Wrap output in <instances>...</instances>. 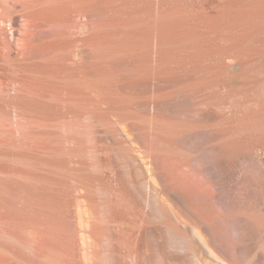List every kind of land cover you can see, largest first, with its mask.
<instances>
[{
  "label": "bare ground",
  "instance_id": "6f19581e",
  "mask_svg": "<svg viewBox=\"0 0 264 264\" xmlns=\"http://www.w3.org/2000/svg\"><path fill=\"white\" fill-rule=\"evenodd\" d=\"M105 1L0 0V109L1 107L5 109L8 106V109L12 108L11 110L13 108L24 110L23 106L28 105L26 103L29 102L27 98L32 95L33 97L37 96L36 99L38 98L39 103L41 102L44 107L42 109V105L38 101H36L38 104L35 102L33 104L32 102L35 99L30 97L31 101L29 103H32L33 108L36 107L34 105H38L42 109L40 112L41 119L39 120L40 126H38L39 124L36 125L38 126L36 128L40 129H38V136L35 135L36 132L32 134L36 136V138L34 137L36 140L39 138V141L37 144V141L31 136V140L33 139L35 141H32L36 142V150L33 146L35 144H31L32 147L28 143V147H32L31 149L25 145L24 141L23 146L36 152L33 154L31 151V154L33 156L36 154L34 158L37 156L34 159L35 161L38 159L36 162L39 166L37 167L36 162L32 160L33 158H30L32 156L30 152L27 151V153L20 146L22 145L20 138H24L22 134L25 135L24 129L28 126L29 121L24 122L23 125H19L20 121L17 124L21 128L23 127L24 130L20 134L21 137L18 138L20 139L19 147H22L20 149L24 151H18L20 149L16 148L18 147L16 142L15 150H18L14 153V148L12 150L10 148L12 146L8 147V144L15 146L11 143L13 137L20 136L21 128H18L20 130L17 131L18 134L14 128L13 131H5L7 127L12 129L10 127L14 123H11V125L7 123L6 119L8 117L6 114V117L3 118L8 125L5 124L6 127L4 126V129L0 130L2 131V134H0L6 133L5 137H11L9 136L11 134L12 139L8 137L5 139L12 140V142H5L6 140H2L4 137L0 138V145L5 142L4 145L7 146L6 148L0 146L3 147L0 148V159L2 158L0 166L5 169L6 167L2 165L6 161V163L9 162V166H6L9 169L11 168V170L6 168L7 172L0 168V183L1 186L5 184L3 185L4 188L0 186V264H264V107L260 108L258 105L259 108L256 109L257 106L254 104V109H250L251 104L248 107L247 104L245 107L240 106L239 103L242 102L238 101L237 104H234L235 101L232 103L233 96H228L230 95L228 93L227 97L225 92L220 94L225 93L227 99L232 100H227L226 97L223 99L224 96H219L218 93L216 96L220 100L216 99L217 103L222 99L225 101L218 104L213 102V105L211 103L213 98H210V101L209 95H204L208 97L207 99L201 94L200 96L197 95L196 90H190L194 93L189 92L188 89V91H185L186 86L182 90L184 84H182L181 89H174V86L181 79L179 77L178 83L175 82L177 80L175 77L179 75L173 76L172 83L175 82L176 85L173 84L174 86L172 85L171 88L174 87L175 91L171 94V88H169L167 92L171 97L167 93L164 95L169 97L165 99V96L162 95L163 97H161L162 88L165 87L166 90L168 88L167 85L164 86V83L161 82L167 81L168 84L170 78L166 77V73L168 76V74H172V70H170V73L166 71L162 74L164 69L167 68L161 67V69L163 68L162 73L158 74L161 76L157 75L160 82H153L156 87L153 86L158 87V89L161 85L164 86L160 87L162 90L158 91L156 89L158 93L155 91V94H159L162 99L165 97V100H161V98H158L159 96L157 98L154 96V99L149 100V104L146 102H144L145 105L137 103L139 107L140 105L146 106V108L149 107V112L147 111L149 113L148 122L144 126L140 125L139 117L136 116V120L134 119L136 113H134L133 103H136V100H133V102L129 99L130 97L140 99L139 94H134L140 86L137 84V89L133 87V85L135 86L134 81L140 83L138 77H134V73L137 75L138 70L143 72V68L138 67L139 63L136 66L138 69L134 67V72L132 69L136 61L133 60V62L132 58L137 57L138 60H136L139 61L140 59L141 62L144 57L142 59L143 64L140 66L146 65L144 67L146 71L151 64L153 66L161 62L159 61L160 63L157 64L150 62L153 59L150 56L154 57L151 54L155 53V50H152L153 48H149L152 50L149 56L147 55L149 51L148 53L144 51L146 56L151 59L145 61V55L139 56L141 54H139V50H136L137 48L141 49L140 44L139 46L135 44L134 48L136 49H134L133 41L124 39L125 37H135L134 34L138 30L136 27L134 29L136 31L133 32L132 30L133 35L131 36L126 35L124 37L122 35L120 37L119 35L128 28L117 31L120 32L119 34L116 32L119 35L118 38L124 37V45L116 44V42L122 43L119 41L121 39L116 40L114 37L110 40L108 36L111 35L112 31L109 32L108 29L107 31L103 29V27L105 28L103 24L109 19L103 20L104 23L100 20L107 7H105V3H107ZM109 1L108 3L111 2ZM113 1L111 3L114 4ZM125 3L123 5L125 4L128 8L129 5H127V2ZM135 4H138V2ZM123 5L119 6L123 7ZM119 6L118 8H121L122 13V7ZM110 7L114 8L113 6ZM141 8L140 10H142ZM123 9H125V6ZM128 9H131V7ZM167 9L169 10V8ZM113 12L112 14H117L120 11ZM181 16L185 17V15ZM166 17L162 18L161 16V19L165 20ZM92 18L93 21L94 18H97V21L100 20L94 23H99L97 27L96 25L90 27L96 28L95 31H91L93 29L89 31L90 24H93L91 23L93 22ZM169 19L161 21L169 24L171 19L177 21L178 18L174 19L173 17L170 21ZM123 21L125 23L130 22H126V19ZM76 22L79 23L77 28L73 27ZM54 23L59 26V29L57 27L53 29ZM111 23H109L110 26ZM164 23L162 24L164 25ZM109 24L107 25L109 26ZM155 24H158V22ZM171 24L172 29L176 28V22L174 28L173 22ZM187 24L186 21V26H188ZM180 25L182 26L183 23ZM180 25L177 27L180 28ZM148 26L147 29L150 28ZM165 26L170 29V25L165 24ZM115 27L117 28L116 25ZM73 28L78 29L79 36L75 33L76 29L74 31ZM144 28L146 29V27ZM119 29L122 28L119 26ZM150 29L152 30L154 27ZM183 29L185 28H180L179 31L176 28L173 33H182ZM158 31L159 34L160 31ZM170 31L172 32L171 29ZM185 31L183 32L185 33ZM106 32L110 34H106L105 37ZM145 32L143 29L141 35H145L144 37L150 39L155 31L152 32V37H148L147 32L143 34ZM74 33L77 34L75 35L76 38ZM136 33L137 36L138 32ZM163 34L165 35V33ZM112 35H115L114 32ZM153 35L155 36V33ZM176 36H178V33ZM179 36L181 37V34ZM180 37L178 38L181 39ZM159 38L158 43H160ZM152 39L154 40V38ZM171 40L170 42H172ZM167 41L164 38V45L163 41L160 45L156 44L158 49H161V47L159 48L161 45H167ZM176 41L173 40V42ZM127 42H129V45L132 43L131 48H129V45H125ZM142 42L141 44L146 45L144 43L146 41ZM179 42L181 43V41ZM179 42L173 43V45L170 43L172 48L169 47V49L172 50L174 44L178 45ZM163 46L164 50H161L165 52L168 45ZM147 47L148 45L144 48L147 49ZM176 47L179 48V46ZM124 48H127V54L129 48V54H132V56L122 55V52L126 53V50H122ZM131 49L139 53L134 55ZM141 50H143V47ZM161 50L158 51L161 52ZM113 51L121 53H117L118 56H116L113 55ZM181 52L180 55L183 54V51ZM168 53L167 55L171 54ZM176 53L179 52L174 54L176 55ZM162 54L164 53L158 55L164 58ZM174 54H171V56ZM158 55H155L156 58H159ZM111 56L113 59H110ZM117 57L119 58L116 59ZM123 57L127 61L125 62L127 64L124 63L125 60L122 61L126 65L125 68L129 66L130 61L131 64L133 62L132 66L128 67L129 77H131L132 71L134 72L131 78V80L135 79L132 80L133 85L129 78H125L128 76H125V79H122V76H124L122 74L117 76L118 73L116 72H120L121 69H124L122 70L124 73L128 72L126 71L128 68L122 67L124 64L121 63L120 59L122 60ZM167 57V59H173V57ZM127 58H131L130 61ZM180 60H182L181 57ZM146 62L147 64H144ZM152 62H154V59ZM109 63H113L117 67H119L118 64H121L118 71L115 69L116 66L113 65L115 75H113V66L111 69ZM148 63L150 65L147 68ZM197 63H199V60ZM161 65L164 66L165 64L162 62ZM106 67L110 68L109 71H113V74L111 72L109 74ZM158 67L160 66L158 65ZM194 67L196 68L197 65L193 66L192 69ZM200 67L202 65L197 68ZM172 68H175V66ZM176 68L178 69V67ZM187 68L189 69V67ZM75 69H82L80 74L83 73L85 76L80 77L83 75L81 74L79 79L85 78L87 82L91 81L93 85L89 82V85H91L89 86L84 79L85 83L83 82V84L85 87L89 86L88 88L81 85V80L80 83L75 80L80 85L77 86V83L73 85V80L77 77L74 72ZM152 70L151 68L148 71L151 72ZM148 71L144 74L149 73ZM192 71L194 72V70ZM199 71L200 69L197 71L198 74ZM181 72L185 73L183 70ZM139 75H142V73ZM150 76L151 74L146 78L148 79ZM157 76L154 75L155 78L153 77V79H156ZM184 76L186 77V75ZM196 77L192 78L198 79V75ZM142 78L139 79L143 80ZM146 78L144 77L145 80ZM187 78L189 77L185 79ZM192 78L190 80H193ZM59 79L67 81H63V83L61 80L62 84H60ZM150 81L152 82V80ZM188 81L186 80V82ZM66 82L69 84L68 87L64 85L67 84ZM189 82L190 85L188 83L186 85L192 88L193 84L191 85V81ZM160 83L161 85L157 86ZM169 83L171 84V81ZM199 83L201 84V82ZM60 85H64L65 90L67 88L64 93L66 96L63 94L65 96H63V105H57L60 101H56L58 103L54 104L56 102L52 100L54 98L56 100V94L59 92L56 89L58 87L59 90ZM64 86L60 88L63 89ZM35 88H38V90ZM34 89L35 91L32 92L31 90ZM196 89L199 90L198 87ZM43 90H46L47 93L52 91L51 93L54 96L56 95L55 97L52 96V99L49 98V101H52L51 105H49V101H46L48 98L47 96L44 97L46 91ZM53 90L57 93H53ZM30 91L31 93H29ZM36 91L39 92L38 95L41 97L45 94L43 97L47 99L40 98L38 95L34 96ZM42 92L44 93L40 95ZM59 93H62V91ZM47 95L50 97L49 93ZM135 95L137 96L134 97ZM234 96L236 97V95ZM58 97L61 98V95L59 94ZM41 99L46 102L41 101ZM138 99L137 102H141ZM57 100L61 99L57 98ZM44 103L49 106L45 107ZM3 104L4 107L1 106ZM135 106L137 105L135 104ZM24 107L29 108L28 106ZM139 107H136L135 110H139ZM29 109L31 110L32 107ZM35 109H32L34 113H36ZM30 110L27 111L31 113ZM12 112L14 113V111ZM19 112L15 110L18 115ZM23 113L24 111L20 113V117ZM37 113L36 115H38ZM0 115L2 114L0 113ZM36 115L34 116L36 117ZM10 119H12L11 116ZM69 121H71V125L73 122L77 123L75 127L77 130L75 132V129L72 130L74 132L72 136L70 135L71 128L70 131L67 130V127L71 126L68 123ZM32 122L36 124V121ZM64 122L67 127L62 124ZM62 125L66 128L65 132H70L66 133L69 134L66 140H64L66 136L61 133L59 138L60 134L58 132L64 131ZM12 132L16 135L14 136ZM28 133L25 135L26 142L28 138L30 141L29 134L31 133ZM62 138L63 142H61ZM14 141L16 140L14 139ZM63 144H67V147L65 146V148ZM20 152L21 154H19ZM25 153L30 155L28 159L25 158ZM22 154H25V157L21 156ZM21 158L26 159H23L22 162L29 160L28 163L31 162L29 166L35 165L36 168L31 166V168L33 167L32 170L39 171L37 173L38 187L32 183V181L37 182L34 178L36 175L32 170L30 171V168V172H28L27 162L26 165L24 163L25 166L22 164L23 169H21ZM19 160L20 166L17 162ZM17 163L20 170L16 168ZM26 166L25 172L22 171ZM23 172L24 174L28 172L25 179L28 174H34L32 181H30L31 176H29L30 178L27 177L30 183L26 182L27 179H22L26 184L20 182L21 179L18 180L20 175L23 178ZM19 183L24 184L26 187L29 184L32 187L31 189L28 185L31 192L29 191V193L27 191L28 187L25 188L24 185L17 186ZM35 186L37 187V189H34L36 191L33 190V188H36ZM18 187L20 190L22 189L20 194L16 193V190H19ZM13 189L16 191L14 193L21 198H19L21 204L12 202L16 198H11ZM26 191L28 192L26 194H29L27 197L23 193ZM22 194H24V197H22ZM13 196L16 195L13 194ZM14 201L16 202L17 199Z\"/></svg>",
  "mask_w": 264,
  "mask_h": 264
},
{
  "label": "rangeland",
  "instance_id": "374dc122",
  "mask_svg": "<svg viewBox=\"0 0 264 264\" xmlns=\"http://www.w3.org/2000/svg\"><path fill=\"white\" fill-rule=\"evenodd\" d=\"M108 1L109 0H106L105 2H107L108 3ZM111 2L113 1V0H110ZM109 1V2H110ZM118 1V2H117ZM122 1V2H121ZM124 1V2H123ZM134 2V3H132V2ZM108 3V5H106L107 3H105V7H106V9H105V13H104V15H103V17H102V19L100 18V20H102V23H104V21L103 20H107V19H109V20H111L110 22H112L111 23V26H110V22H109V20H107V21H105V23L103 24V26L105 25V28L103 27V29H106V31H107V29H108V31L109 32H111L112 31V33H111V35H109L110 33H108V32H106L105 33V37L107 36V35H109L108 37H110V40L112 39V38H114L115 37V39L116 40H119V39H121V40H119V41H121L122 43H117L116 42V44H123V40L125 39L126 41H130V39H131V42L132 43H134V45H133V48H134V46H135V44H137L138 46H139V44H140V48L142 49V47H143V50H141V49H139V48H134V49H136V50H139V52H137L136 50H133V49H131L133 52H134V55H136L137 53H139V54H141V55H139V56H144L145 55V58L146 59H144L145 61H150L151 59L148 57L149 56V54H150V52L152 51V50H155V53H152L151 55H154V57L153 56H150L151 58H153L154 59V62H152L153 61V59H152V61H150L151 63H153V64H157V63H164L165 65L164 66H162L161 65V63L160 64H157V65H153L152 66V64H151V66L149 67V65H150V63H148V66H147V68L149 67L150 69L152 68L153 70L150 72V71H148V70H150L149 68L147 69V71L149 72V73H147L148 75H150L151 74V76L147 79L146 77H148V75L147 74H144V73H146L147 71L146 70H144L145 68L144 67H146V65L145 66H140L141 64H143V62H142V59L144 58H142L141 59V62H140V59H139V61H137L138 59H137V57L135 58L134 57V59L132 58V61L134 60V61H136V62H134V64H133V62H132V64L134 65L133 66V71L135 72V70H134V67H136L139 63V65H138V67H141V68H143V72L141 71L140 72V70H138L139 71V73L137 72V75L132 71V75H133V73H134V77H138L137 79L140 81V83H138V81H137V83H136V81H134L135 79L133 78L132 80L135 82H133L132 80H131V78H132V75H130L131 77H129L128 75L130 74L129 73V68L128 67H131L132 66V64H131V61L129 60V59H131V58H127L130 62L128 63V67H126V68H128V69H126L124 66H126L125 64H127V63H125V62H127L125 59V57H123L122 58V60L120 59V61H121V63L122 64H124V65H122V67L123 68H125L126 69V71H128V72H123L122 70H124V69H119L120 68V66H121V64H118L119 63V60H118V65H119V67H117L116 65H114L113 63H114V60H113V63H109V64H111V69H112V66L114 65V66H116L115 67V69H116V71H118V69L120 70V72L122 71V73H120L119 71L118 72H116V73H118V75L117 76H119V75H124V76H122V79H125V78H129V80L130 81H132V85H133V83L135 84V86L133 85V87H134V89H137V84L138 85H140V86H138V90H136L135 91V93L134 94H139L138 95V97H140V99H138L136 96L137 95H135L134 97H136V99H132L131 97H130V99H129V101H133V100H136V103L134 102L133 103V106L135 107V109H136V107H139L138 106V104L137 103H141V104H143V105H145V103L144 102H146V103H148L149 104V100L151 101L152 99H154V96H156V98H157V96H159V94H157L158 93V91L159 90H162L163 92L165 91L166 93H163V92H161V97H163V96H165L164 94H167L168 93V95L171 97V95L169 94V92H167L168 90H169V88H171L172 87V85L174 84V85H176L175 84V82L176 83H178V79H179V77L181 78L180 79V81H179V83L177 84L178 85V87H177V85L176 86H174L173 88L174 89H181V86H182V84H184V86H182L183 87V89L182 90H184V87H185V91H188L189 90V92H191L190 90H196L197 91V87H198V89L199 90H203L204 88V90H206V92H204V90H203V92H202V90L199 92V90L196 92L195 91V93L198 95L199 94V96H200V94L201 95H209L208 97H209V100H210V98H213L212 99V104H213V102L215 103H217V101H216V99L218 100L219 98H218V96H216L218 93V95L220 96H224V98L223 99H225V97L228 95V93L230 94V95H228V96H233L232 97V99H229L230 101L232 100V103H233V101H235L234 102V104L238 101V102H244L245 104H242V103H239V105L241 106L242 105V107H245L246 106V104H247V107L248 106H250V104H251V106H250V109H254V104H255V106H257V107H255L256 109H258L259 107L261 108V107H264V0H143V1H139V0H129V2H128V0H115V1H113L114 2V4L113 3ZM117 2V3H116ZM123 5V3H125V2H127V5H129L128 6V8L129 7H131V9H128L127 7H126V3L123 5V7L122 6H119V5H121L120 3ZM138 2V4H139V6H138V4H135V3H137ZM119 3V4H118ZM129 3H132V4H129ZM110 4V5H109ZM117 6H116V5ZM145 4V5H144ZM140 5H141V7H140ZM108 6H109V8H108ZM110 6H113L114 8H112V7H110ZM118 6L119 7H122V10L124 11H122V13H121V8H118ZM124 6H125V9H123L124 8ZM134 8H133V7ZM137 6V8H135ZM139 7V8H138ZM178 7V8H177ZM108 8V9H107ZM112 8V9H111ZM118 8V9H117ZM140 8L142 9V10H140ZM163 8H166L164 11H166L165 13H163L164 11L162 10ZM167 8H169V10L167 9ZM171 8V9H170ZM111 9V10H110ZM135 9H137V10H135ZM159 9H161V10H159ZM177 9H178V11H177ZM111 11V12H109V11ZM120 11V12H118V11ZM140 10V11H139ZM158 10H159V12H158ZM180 10V11H179ZM106 11H108V12H106ZM112 11H114V12H118L117 14L116 13H114V14H112ZM131 12V13H133V14H129L128 12ZM161 11H162V13H161ZM172 11V12H171ZM176 12V14H174ZM179 12V13H178ZM111 15H110V14ZM124 13V14H123ZM159 13H160V15H159ZM183 13V14H182ZM116 14V15H115ZM119 14V15H118ZM122 16H121V15ZM162 14V15H161ZM168 14V15H167ZM185 15V17L183 18L181 15ZM110 15V16H109ZM119 17H118V16ZM175 15H177V16H175ZM112 16V17H111ZM158 16V17H157ZM161 16H162V18H165L166 16V19H169L171 16H173L174 17V19L176 18H178L177 19V21H175V20H173V19H171V18H173V17H171L170 19H171V22H173V25H174V23L176 22V28L179 30L180 28L182 29L183 27L185 28V29H183L182 30V33L180 32H176V30H175V32L176 33H173V31H174V29H176V28H174L175 27V25L173 26V28L174 29H172V24H171V22L168 24L167 22L166 23H164V22H162V21H166V19L165 20H162L161 19ZM164 16V17H163ZM168 16H170V17H168ZM180 18H179V17ZM110 17V18H109ZM113 17H114V19H113ZM98 19H99V17H97ZM96 18V19H97ZM107 18V19H106ZM112 18V19H111ZM116 18V19H115ZM129 18V19H128ZM158 18V19H157ZM95 18H94V21H93V18H92V21L93 22H91V23H93L92 25L90 24V26H89V28L91 27V26H95L96 25V27H97V24H99V23H97V24H94L97 20H96ZM117 19H119V20H117ZM126 19V22L127 21H130V22H127V23H125L123 20H125ZM155 19H157V20H155ZM170 19H169V21H170ZM187 19V20H186ZM100 20H98L97 22H99ZM113 20H115V21H113ZM159 20V21H158ZM162 20V21H161ZM180 20V22H178ZM187 21V25L188 26H186V21L185 22H182V21ZM122 21V22H121ZM152 21H154V22H152ZM78 22V21H77ZM77 22L74 24V26L73 27H76L77 28V25L79 24H77ZM79 22H80V20H79ZM108 22V23H107ZM117 22V23H116ZM123 23V24H121V23ZM152 22V23H151ZM156 22H158V24H155ZM160 22H162V23H164V25L166 24V25H170V29L172 30V32L170 31V29H169V27L168 26H165L164 27V25L162 24V23H160ZM183 23V25L181 26L180 24H182ZM116 23V24H115ZM121 25H120V24ZM128 23H130L129 25H128ZM185 23V24H184ZM107 24H109V26H110V30H109V26L107 25ZM122 28V29H119V26ZM133 24V25H132ZM149 26H148V25ZM152 24V25H151ZM154 24V25H153ZM162 24V25H161ZM56 23H54V26H53V29H54V27L56 28H58L59 26L58 25H56ZM73 25V24H72ZM115 25L117 26V28L115 27ZM123 25V26H122ZM127 25V26H126ZM132 25V26H131ZM144 25H147L148 27H150V28H152V27H154V29H150V28H148L147 29V26H144ZM158 25H160V26H158ZM181 26L180 28H178L177 26ZM134 26V27H133ZM141 26V27H140ZM163 26V27H162ZM187 28H186V27ZM135 27H136V29H138L137 31L136 30H134L135 29ZM142 27H143V29H144V31H146L147 32V34H146V32L145 33H143V34H146L148 37H152V38H154V40L152 39V38H150V39H152V40H150L149 38H147V37H144V36H142L141 35V31L143 30L142 29ZM144 27H146V29L144 28ZM157 27H158V30L161 32V31H163L162 33H160L158 30H157ZM166 27L168 28L167 30H166ZM76 28H73V30L74 29H76ZM113 28V29H112ZM125 28V30L127 31H123V29ZM139 28H141V29H139ZM156 28V29H155ZM161 28H163V29H161ZM165 28V29H164ZM59 29V28H58ZM91 29H93V28H90L89 29V31L91 30ZM95 29L96 28H94L93 30H91V31H95ZM112 29V30H111ZM115 29V30H114ZM55 30H57V29H55ZM123 31V32H121V34H119L120 32H117V31ZM128 30H130L129 32H128ZM132 30H133V32L134 31H136V32H138V35L136 36V32H135V37L133 36H131V35H133V32H132ZM149 30V31H148ZM155 32H154V31ZM159 32V34L157 33V31ZM164 30H166L165 32H164ZM177 30V31H178ZM186 30V31H185ZM75 31V30H74ZM77 31H78V29H76V31H75V33H77ZM105 31V30H104ZM169 31H170V33H169ZM180 31V30H179ZM183 31H185V33L183 32ZM113 32H114V34L115 35H112L113 34ZM116 32L120 35V37H122V35L125 37L126 35H128V36H131L130 38H128V37H123V38H118V34H116ZM126 32V33H125ZM149 32V33H148ZM151 32V33H150ZM152 32H154L155 33V36L152 34ZM74 33V37H75V35H77V34H75ZM128 33V34H127ZM163 33H165V35L163 34ZM172 33V34H171ZM177 33H178V36H176L177 35ZM107 34V35H106ZM130 34V35H129ZM140 34V35H139ZM151 34H152V36H151ZM160 36V37H162L163 35V37L165 38V41L166 40H168L167 41V45H165V46H167L168 48H165V52H166V50H167V52H169L168 54H174L175 52H179L178 54L176 53V55L174 54V55H172L171 56V54L170 55H167V52H166V56H165V52L164 51H162L161 49H163L162 48V46L165 44V42H164V38H163V40H162V38L160 39L158 36ZM162 34V35H161ZM167 34V35H166ZM170 34V35H169ZM175 34V35H174ZM179 34H181V37L179 36ZM186 35V36H184V35ZM187 34H189L188 35V37H187ZM80 34H78L77 36H79ZM170 36H172V37H170ZM174 36H176L177 37V39H176V37H175V39H173V37ZM117 37V38H116ZM142 37V38H141ZM178 37H180L181 39H179ZM184 39H183V38ZM76 38V37H75ZM128 38V39H127ZM139 38V39H138ZM143 38H144V40H143ZM158 38H159V41H160V43L163 41L164 43H163V45H161V46H159V48L161 47V49H158V47H157V45H160V43H158ZM169 38V39H168ZM105 39H107V38H105ZM133 39V40H132ZM138 39V40H137ZM141 39V40H140ZM146 39V40H145ZM148 39V40H147ZM157 39V40H156ZM172 39V40H171ZM125 40H124V43H125ZM135 40V41H134ZM137 40V41H136ZM170 40L173 42V40H178V41H176V42H173V43H177V42H179V41H181V43L183 44H181L180 42V44H181V46H180V44L178 43V45H175L174 44V46H173V51L171 50V49H169V47L170 48H172V46H171V44L170 43H172V42H170ZM107 42H108V39L106 40ZM113 41V40H112ZM118 41V42H119ZM144 42V41H146V42H144V43H146V45H148V47H147V49H145L146 48V45L145 44H141V42ZM150 41H151V43H150ZM153 41H155V43H153ZM183 41V42H182ZM114 42H115V40H114ZM113 42V43H114ZM136 42V43H135ZM140 42V43H139ZM142 42V43H143ZM109 44H111L110 43V41L108 42ZM129 42H127V44H125L126 46H128L129 44H128ZM132 43H130V45H129V48H131L132 46H131V44ZM147 43H149V44H151V45H153L154 47H155V45H156V47H155V49H154V47H152L151 45H149V44H147ZM170 45H169V44ZM173 43H172V45H173ZM115 44V43H114ZM162 44V43H161ZM113 45V44H112ZM124 45V44H123ZM142 45H144V46H142ZM131 46V47H130ZM137 46V47H138ZM150 46V47H149ZM165 46H163V47H165ZM176 46H179V48L178 47H176ZM145 47V48H144ZM128 48V54H127V48H124V49H122V50H126L125 52L126 53H124V52H122V55L123 54H127V55H124V56H132V54H129L130 53V49ZM149 48H153L152 50L151 49H149ZM157 48V49H156ZM178 48V49H177ZM184 48V49H183ZM175 49V50H174ZM121 50V51H122ZM161 50V52H159V51ZM164 50V49H163ZM170 50V51H169ZM120 51V50H119ZM135 51H136V53H135ZM143 51V52H142ZM144 51L146 52V53H148V51H149V53L147 54L148 56H146V53H144ZM156 51H158V52H156ZM172 51V52H171ZM181 51H183V56L182 55H180L182 52ZM110 52V51H109ZM108 52V53H109ZM142 52V53H141ZM164 53V54H162L161 56L162 57H164V58H161L158 54H160V53ZM111 53H112V51H111ZM110 53V54H111ZM120 54L118 51H116V52H114L113 51V55L115 54L116 56H118V54ZM144 53V54H143ZM158 55V57L159 58H161L160 60H159V58H156L157 56H155V55ZM184 54H186V55H184ZM112 55V56H113ZM122 55H121V57H122ZM178 55V56H177ZM179 55H180V57H181V59L183 60H180V57H179ZM108 56H110V55H108ZM111 56V57H112ZM116 56H114V57H116ZM138 56V55H137ZM139 56H138V58H139ZM167 56H169L170 58H172L173 57V59H167L168 57ZM179 57V58H176V57ZM189 56V57H188ZM110 57V59H113V57L111 58ZM119 57H120V55H119ZM119 57H117L116 59H118ZM147 57L149 58V60L147 59ZM165 57H166V59H165ZM182 57H184V58H182ZM191 57V58H190ZM195 59H194V58ZM125 58V59H124ZM175 58V59H174ZM186 58H188V59H186ZM190 58V59H189ZM193 58V59H192ZM109 59V60H110ZM137 59V60H136ZM157 59V60H156ZM193 61H192V60ZM123 60H125L124 61V63L122 62ZM162 60H164V61H162ZM169 60V61H168ZM176 60H178V61H176ZM179 60L181 61V63L182 64H184V62H188V64L189 65H192V66H189L188 64H184L185 65V69H184V65H182L180 62H179ZM185 60H187V61H185ZM191 60V61H190ZM198 62V60H199V63H197L196 61ZM144 61V62H145ZM155 61H157V62H155ZM160 61V62H159ZM172 62V65H171V62ZM175 61H176V63H175ZM42 62V61H41ZM117 62V61H116ZM115 62V63H116ZM138 62V63H137ZM167 64H166V63ZM177 62H179L178 64H177ZM189 62H192V63H189ZM194 62V63H193ZM195 62H196V64H195ZM209 63V65H208V63ZM137 63V64H136ZM170 63V64H169ZM203 63V64H202ZM144 64H147V62L146 63H144ZM175 64H177V65H175ZM108 65V64H107ZM131 65V66H130ZM158 65L160 66V67H158ZM167 65H168V67H167ZM186 65H187V67H189V69L186 67ZM197 65V67L198 66H201L202 65V67H200V68H193L192 69V67L193 66H196ZM206 65H208V66H206ZM110 66V65H109ZM114 66H113V69L112 70H114ZM157 67V68H159V69H157V68H155V67ZM174 67L175 66V68H172V67ZM204 66V67H203ZM211 66V67H210ZM108 67V66H107ZM106 67V68H107ZM121 67V68H122ZM138 67H136L137 69H138ZM161 67H166L167 69H164V72L162 73L161 71L163 70V68L161 69ZM176 67H178V69L176 68ZM155 68V69H154ZM83 69V68H82ZM82 69H75L74 70V72L77 74V77L73 80V85H76L75 83H77V86H78V84L80 83V80H81V78L79 79V75H81V74H83V73H81L80 74V71L82 70ZM110 69V68H109ZM109 69L107 68V71H109ZM140 69V68H139ZM161 69V70H160ZM173 69H175L174 71H173ZM177 69V70H176ZM183 70V72L185 71V73L183 74L181 71ZM200 69V71H199V74H198V70ZM142 70V69H141ZM158 70V71H157ZM170 70H172V74L170 73L171 71ZM188 70H190V71H192V70H194V72H193V74H192V72H190V71H188ZM106 71V72H107ZM130 71V72H131ZM137 71V70H136ZM155 71H157L156 73H155ZM160 71V72H159ZM168 72L169 71V73L170 74H168V76H167V73H166V77L169 79V81H171V84L169 83V81H168V84H170V85H168L167 84V81H165V82H161V83H164V86L165 85H167V90H166V88L164 87V86H162L161 85V83L160 84H157V86L158 85H161L162 87H164V88H160L159 87V89H158V87L157 88H155L156 86H155V84H153V82L154 83H156L155 81H159L158 80V76H161V75H158V74H160V73H162V74H164L165 72ZM186 71H187V73H186ZM83 72V71H82ZM113 74V71H109L108 73L109 74H111V73ZM176 72V73H175ZM197 72V73H196ZM120 73V74H119ZM126 73H127V75H126ZM129 73V74H128ZM142 73V75H139V74H141ZM153 73H155L154 75H158L157 77H156V79H153V77H154V75H153ZM173 73H175L174 75H173ZM181 74V76H180V74ZM191 73L192 74V76H191V74L189 75V74ZM196 73V74H195ZM188 74V75H187ZM195 74V75H194ZM113 75H115V70H114V74ZM140 77H139V76ZM145 75H147V76H145ZM171 77H170V76ZM175 75H179L178 77H175ZM183 75V76H182ZM184 75H186V77H189V78H187V79H185L186 77L184 76ZM198 75V79H194V78H192V77H195V78H197L196 76ZM125 76H128V77H125ZM163 76H165V75H163ZM177 79V80H175V82L174 83H172V81L174 80V77ZM201 78H200V77ZM80 77H85L84 76V74L83 75H81ZM125 77V78H124ZM143 77V78H142ZM144 77L146 78V80L144 79ZM182 77H185V78H182ZM193 79V80H190L191 78ZM121 78V77H120ZM139 78H142L143 80H140ZM155 78V77H154ZM79 79V80H78ZM84 80H85V78H83ZM83 79L81 80V82H82V86L84 85L83 84ZM87 79V78H86ZM167 79V80H168ZM200 79H202V80H200ZM61 80H62V82L63 81H67V80H63V79H59V83L61 82ZM75 80H77L78 82H76ZM150 80H152V82L150 81ZM186 80L188 81H191V85H192V88L189 86L190 84V82L188 81V82H186ZM198 80V81H197ZM86 81V80H85ZM128 81V80H127ZM193 81V82H192ZM194 81H196V83H198V84H196V83H194ZM204 81V82H203ZM62 82L60 83V84H62ZM89 82H91V81H86V84H88L89 85ZM160 82V81H159ZM199 82H201V84L199 83ZM59 83H57V84H59ZM64 83V82H63ZM67 83V82H66ZM85 83V82H84ZM189 84L188 86L186 85V84ZM68 84V83H67ZM67 84H64V85H66L67 87L69 86V84L67 85ZM91 85H93L92 84V82L90 83ZM63 85V86H64ZM80 85V84H79ZM91 85H89V86H91ZM155 87H154V86ZM198 85V86H197ZM205 85V86H204ZM63 86H61L60 85V87L62 88ZM71 86V85H70ZM81 86V87H82ZM89 86H86L87 88L89 87ZM200 86V87H199ZM59 87V90H58V87H57V89L56 88H54V89H56V91L58 92H61L62 91V93H57L56 91L54 92V90H53V93H57L56 95H57V98H59V99H61V100H57V98H56V100H55V98L54 99H52L51 97L53 96V97H55L54 96V94H52L51 92H49L48 91V93H49V95H50V97L47 95L48 93H47V91L46 90H43V91H46L45 92V94H43L44 92H42V93H40V95L41 94H43V96L44 97H46L47 96V98H44L43 96L41 97V96H39L38 95V93L39 92H37L36 91V93H35V95L34 96H36V95H38L40 98H43V99H47L46 101H49V98L50 99H52L54 102H56V101H60L59 103L58 102H56V103H54V104H57V105H63V103H64V97L66 96V94H64L66 91H67V88H66V90H65V86H64V88L63 89H61ZM84 87H85V85H84ZM83 87V88H84ZM85 87V88H86ZM154 87V88H153ZM177 87V88H176ZM191 88V89H189V88ZM194 87V88H193ZM43 88V87H42ZM91 88V87H90ZM173 88H171L170 90H171V94H172V92H174L175 90L173 89ZM36 90H38V88H35ZM35 89L34 90H31L32 92L33 91H35ZM156 89H158V91H156ZM188 89V90H187ZM39 90H41L40 88H39ZM63 90H64V92H63ZM151 90V91H150ZM152 90H154V91H152ZM31 91L29 92V93H31ZM42 91V90H41ZM138 91H139V93H138ZM155 91L157 92L156 94H155ZM208 91V92H207ZM211 91H212V93H211ZM214 91H215V93H214ZM218 91V92H217ZM153 92V93H152ZM159 92V93H160ZM222 92H225L224 94L226 95H222V94H220V93H222ZM28 93V94H29ZM191 93H194L193 91L191 92ZM204 93V94H203ZM205 93H209V94H205ZM214 93V94H213ZM233 95H232V94ZM59 94L61 95V98L60 97H58L59 96ZM65 96H64V95ZM30 95V94H29ZM163 95V96H162ZM234 95H236V97L234 96ZM28 96V95H27ZM64 96V97H63ZM169 96H165L164 98L165 99H167ZM206 96V97H207ZM212 96V97H211ZM214 96V97H213ZM227 96V97H228ZM30 97H32L33 99H35L32 103L34 104V102L36 103V101H38V98L36 99V97H33V95L32 96H29V98H27L28 100H29V102L31 101V98ZM160 96L158 97V98H161ZM205 97V96H204ZM205 97V98H206ZM208 97H207V99H208ZM215 97H217V98H215ZM227 97H226V99H227ZM128 98V97H127ZM162 99L161 98V100H165V99ZM221 99H222V97H220ZM231 98V97H230ZM43 99H41V101L43 100ZM125 99V98H124ZM137 99L139 100V101H141V102H137ZM148 99V100H147ZM222 99V101H225V100H223ZM227 99V100H228ZM235 99V100H234ZM40 100V99H39ZM215 100V101H214ZM220 100V99H219ZM226 100V101H227ZM258 100H260V101H258ZM262 100V101H261ZM27 101V100H26ZM44 101V100H43ZM46 101H44V102H46ZM143 101V102H142ZM208 101V100H207ZM211 101V100H210ZM210 101H209V103H210ZM222 101H218V103L219 102H221L222 103ZM257 101L259 102L258 104H257ZM29 102H27L26 104H28V105H24V106H28L29 108H31L32 107V109H34V108H36L35 109V112L38 114V115H36V113H34V110L32 111V109L30 110L29 108L27 109V107H24L23 106V108H24V110H19V108L18 109H15V108H13V110H11L10 108L8 109V106H6V108H7V110H6V108L4 109V108H2L1 107V109H0V113L2 114V115H0V117L1 116H3L2 118H0V127L3 125V122L5 121V119H3V118H5L6 117V115H7V123L8 124H10L11 125V123L13 124L12 125V127H10V128H12V129H9V127H7L6 129H5V131H9L10 132V130H14V129H16V133L18 134V132L20 131L19 129L21 128V126H19V125H23V123L24 122H28L29 121V123H27V125L29 126H26L25 127V131L21 128V132H19V135L22 133V130L24 131V132H26L25 133V135L28 133V131H30L29 133H31V134H29V136H30V141H29V138H28V141L26 142V140L27 139H25V135L24 134H22L23 136H24V138H20L21 139V143H22V145H20V146H22L23 147V149L24 150H26V152L27 151H29L30 152V154H31V151L32 150H28V149H26L25 147L27 146L28 147V143H29V145H31V144H35V145H33L35 148H34V150H36V142L34 143L33 141H35L36 139V136H38V129L39 128H36V127H38V126H40V124H39V120L41 119V110L44 108L43 107V105H42V103H41V105H42V109H40L41 107H39L38 105H34V106H36V107H34L33 108V105H32V103L30 104ZM52 101L50 100L48 103H49V105H51L52 103H51ZM229 102V101H228ZM237 102V103H238ZM247 102V103H246ZM262 102V103H261ZM38 103H39V101H38ZM38 103H36V104H38ZM39 103V104H40ZM51 103V104H50ZM131 104H132V102H130ZM217 103V104H218ZM236 103V104H237ZM30 104V105H29ZM45 104V103H44ZM53 104V105H54ZM135 104L137 105V106H135ZM148 104H147V107H148ZM261 104V105H260ZM47 103L44 105L45 107H47ZM48 105V106H49ZM143 105H140V107H139V110H135L134 109V107H133V109H134V113H136L135 115H134V119L136 120V116H138L139 117V120H140V125H142V126H144V125H146V123L148 122V116H149V113H147V111L149 112V107L148 108H146V106H144L145 107V109H144V107H143ZM214 105V104H213ZM244 105V106H243ZM252 105H253V107H252ZM258 105H259V107H258ZM1 106H3L4 107V104L3 105H1ZM141 106H142V108H141ZM39 107V108H38ZM21 108V107H20ZM22 108V109H23ZM39 109V110H38ZM138 109V108H137ZM141 109V110H140ZM248 109V108H247ZM15 110H17V111H20L19 112V115L17 114V113H15ZM30 110V111H32L31 113H29L28 111ZM37 110V111H36ZM1 111H3V112H5V113H3V112H1ZM12 111H14V113L16 114V115H18V116H16ZM24 111V113H23V117L24 118H21L20 117V113H22ZM27 113H26V112ZM139 111H140V114H141V116H140V114H139ZM142 112V113H141ZM8 113V114H7ZM9 113H11V114H9ZM39 113H40V117H39ZM133 113V114H134ZM146 113V114H145ZM6 114V115H5ZM26 114H28V115H26ZM33 114V115H32ZM12 117V119H10V116ZM15 115V116H14ZM34 115H36V117H37V119H35L36 117L34 116ZM5 116V117H4ZM34 117V119H33V117ZM15 117H17V118H15ZM19 117V118H18ZM26 117H27V120H26ZM30 117H32V118H30ZM138 117H137V119H138ZM20 118H21V120H20ZM29 118H30V120H29ZM17 121H16V120ZM25 119V120H24ZM33 119V120H32ZM3 120V121H2ZM13 120H15V121H13ZM23 120V121H22ZM36 121V124H34L32 121ZM38 120V121H37ZM139 120H138V123H139ZM2 121V122H1ZM13 121V122H12ZM21 123H20V122ZM30 122H32V123H30ZM38 122V123H37ZM61 122H63V121H61ZM61 122H59L60 124H61ZM66 122V121H65ZM65 122L64 123H62V124H64L65 125ZM70 122L71 121H69L68 123L70 124ZM73 122V121H72ZM141 122H144V123H142L141 124ZM6 123V121L4 122V125L0 128V130L2 129H4V126L6 127V125H8ZM20 123V124H19ZM67 123V122H66ZM74 123V122H73ZM73 123H72V125L71 126H66L68 129L67 130H69L70 128V132H71V136L73 135L72 133H74L77 129L75 128L76 127V124L77 123H74V125H73ZM6 124V125H5ZM17 124H19V125H17ZM32 126V127H34L33 129H34V131L32 132V127L30 126V125ZM39 124V125H38ZM69 124H67V125H69ZM9 125V126H10ZM14 125H16L15 127H13ZM35 125V126H34ZM36 125H38V126H36ZM64 125H62V127L64 126ZM59 126V125H58ZM57 126V127H58ZM65 126L62 128V127H59V128H62L64 131H62L61 129H59V130H61V132H58L59 134L61 133V134H63L64 136H66L65 138H64V140H66V138H67V136L69 137V134H66L67 132L68 133H70L69 131H67V132H65L66 131V128H65ZM30 127H31V130H30ZM14 128V129H13ZM19 128V129H18ZM18 129V130H17ZM37 129V130H36ZM75 129V130H74ZM40 130V129H39ZM58 130V131H59ZM72 130H74V132H72ZM18 131V132H17ZM2 131H0V133H1ZM4 132V131H3ZM35 132H36V134H35ZM66 134H64V133ZM16 133H13L12 132V134L15 136L16 135ZM2 134V133H1ZM0 134V138L1 137H4V139H2V140H6L7 139V137L8 136H6L5 137V135H6V133H3V135H1ZM10 134V133H9ZM32 134H35V135H32ZM61 134H60V136H59V138L61 137ZM8 135V134H7ZM9 136H11V137H8V138H10V139H12V135L10 134ZM17 136V138H15V137H13L16 141H14V139H13V142H12V140H6L5 142H8V141H10V142H12L11 144H14L15 146H13V145H9L8 144V147L9 146H12V147H10L11 149L12 148H14V150H13V152L14 153H16L15 151L16 150H18V149H20V148H22V147H19V144H20V139H18L19 137H21V135L20 136H18V135H16ZM22 136V137H23ZM29 136H27V137H29ZM31 136L33 137V139H35V140H31ZM70 136V137H71ZM26 137V138H27ZM35 137V138H34ZM6 138V139H5ZM63 138H62V141L61 142H63ZM23 139V140H22ZM25 139V140H24ZM68 139V138H67ZM18 140H19V142H18ZM25 141V145L26 146H23V142ZM33 143H32V142ZM37 141V144H38V141H39V138L36 140ZM2 142H4V141H2ZM5 142H4V144H5ZM16 142L18 143L17 145H18V147H16L17 145H16ZM66 143V142H65ZM0 145V146H3L4 148H6L7 146H5V145ZM32 146V145H31ZM32 146V147H33ZM63 146L65 147H67V144H63ZM3 147H0V148H3ZM15 147L16 148H18V149H16L15 150ZM30 147V146H29ZM28 147V148H29ZM32 147H30L31 149H32ZM65 147V148H66ZM23 149H20V150H18V151H22ZM23 150V151H24ZM32 151L33 152V154H34V152L35 151ZM17 151V152H18ZM24 153V152H23ZM28 153V152H27ZM27 153H25L24 155L26 156H24L23 154L21 155V156H23V157H25L26 159H28V157L30 156V155H27ZM36 153V152H35ZM19 154H21V152L19 153ZM33 154H31L32 156H33ZM36 155V154H35ZM34 155V156H35ZM20 156V155H19ZM32 156H30V158H33L32 160H34L35 158H34V156L32 157ZM15 157H17V156H15ZM25 158H23V159H25ZM2 159V158H1ZM0 159V160H1ZM20 159V158H19ZM22 158H21V166H20V160L19 161H17L18 163H19V166L20 167H22V164L24 165V163H25V165H26V162L28 163V161L29 160H27V161H23L22 162V160H23ZM25 159V160H26ZM31 160V161H32ZM4 161V160H3ZM35 161V160H34ZM33 161V162H34ZM36 161H38V159H36ZM35 161V162H36ZM2 162V161H1ZM18 163L16 164V168H20L19 166H18ZM31 163V162H30ZM30 163H28V168H27V166L26 167H24V170H22V171H24L25 172V170H26V168H27V170H28V172H30L31 170H32V168L34 167V168H36L37 166H39L37 163L38 162H36L35 163V165H36V167H35V165H31V166H33L32 168H31V166H29V164ZM2 164V163H1ZM4 164V163H3ZM34 164V163H33ZM6 165H8L9 166V162H7L6 163V161H5V164L4 165H2V166H5L7 169H9ZM24 165V166H25ZM0 168H1V166H0ZM4 169L3 167L1 168V169H4V170H6L5 172H7V169ZM29 168H30V171H29ZM39 168V167H38ZM38 168H37V171H38ZM21 169H23V167L21 168ZM9 170H11V168L9 169ZM20 170V169H19ZM34 173H35V175H36V177L34 176V178H36L35 180H37V182H33L32 181V176L34 175L32 172V174L33 175H30V174H28V176H26V179H27V181L26 182H28V183H30V181H32V183L33 184H36V186L38 187V179H37V173L39 172H35L36 171V169H35V171H34V169L32 170ZM9 172V171H8ZM24 172L22 173V175L24 174ZM27 172V173H28ZM21 173V172H20ZM26 173V174H27ZM8 174V173H7ZM26 174H24V176H23V178H21V175L19 176V178H18V180L20 181V179H21V181L20 182H22V183H24L23 181H22V179H25V175ZM29 176H31V180L29 181L28 180V178H30ZM28 177V178H27ZM33 178V179H34ZM25 179V180H26ZM24 180V181H25ZM34 180V181H35ZM26 182L24 183V184H26ZM4 183V182H3ZM22 183H19V184H17V186L18 185H20V186H23V185H21ZM27 183V184H28ZM32 184V185H33ZM3 185H5V184H2V186H1V183H0V186L1 187H3ZM29 185V184H28ZM28 185H27V187H28ZM8 186V185H7ZM17 186H15L14 185V187L15 188H17ZM25 186V185H24ZM30 186V185H29ZM35 186V187H36ZM1 187H0V189H1ZM9 187V186H8ZM26 186H25V188H27ZM31 187V186H30ZM30 187H28V192L30 191L29 189H30ZM37 187L36 188H33V190L34 189H37ZM4 188V187H3ZM21 188H23V187H21ZM18 189L20 190V188L18 187ZM31 189H32V187H31ZM8 190H10L9 188H8ZM19 190H12L13 192H12V196H11V198H13V197H16L14 200H16L17 199V201L19 202H15L14 200H12V202L13 203H17V204H21L22 202H20V197H18L19 195L18 194H16V193H19L20 194V192H22L21 190L19 191ZM32 190V192H34V191H36V190H34L33 191ZM14 191L16 192V193H14ZM23 191H24V189H23ZM23 192L24 194H22V197H27L29 194H26V193H28V192ZM31 192V191H30ZM29 192V193H30ZM13 194H15L16 196H13ZM18 195V196H17ZM24 195V196H23ZM21 196V195H20ZM18 197V198H17ZM20 198V199H19ZM22 201V200H21Z\"/></svg>",
  "mask_w": 264,
  "mask_h": 264
}]
</instances>
